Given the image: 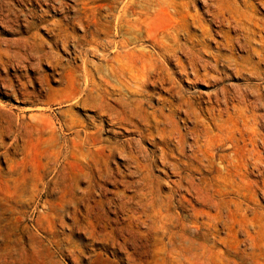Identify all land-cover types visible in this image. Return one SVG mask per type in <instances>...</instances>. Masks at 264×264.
<instances>
[{
	"label": "rangeland",
	"instance_id": "rangeland-1",
	"mask_svg": "<svg viewBox=\"0 0 264 264\" xmlns=\"http://www.w3.org/2000/svg\"><path fill=\"white\" fill-rule=\"evenodd\" d=\"M103 1L92 0L84 4L82 0H0V264H204L208 257V253L198 247L190 250L176 248L170 238L166 237L172 236L179 241L183 239L179 227L172 224L171 214L185 211L175 207L168 209L152 199L151 190L161 194L169 192L168 178L165 176L167 172L161 160H156L157 164L150 175L154 186L144 189L148 192V207L141 208L137 199L133 198L142 186L139 182L143 175L135 171V165L125 153L130 150L138 152L140 148L149 152L155 150V134L140 141V129L133 124L117 122L112 119L109 111L101 113L99 108L93 109L77 102V98V101L72 98L79 87L83 86L82 60L87 59L88 63H99L101 60L100 52H91L86 58V55L78 51L76 38L83 36L84 31L72 16L76 14V8L85 11L84 5L88 10L80 13L83 20L92 14L106 15L105 9L96 8ZM249 2L252 4L249 5V8L252 6L250 9L236 0L231 16L227 14L229 21L227 19L220 23L205 14L201 22L197 21L190 27L191 30L189 28L194 35L200 36L204 30L207 35L204 36L206 43L201 49V45L195 43L196 49L199 48L203 54L197 61L200 66L197 65L199 67L195 71L188 66V57L183 51H179L176 59H171V62L166 64L165 61L166 67L170 66L168 68L175 71L173 77L182 88L199 96L202 94L198 100L203 101L201 105L204 107L208 104V96L224 88L227 89L231 106L236 105V102L241 105L247 103L255 106L258 113H264V106L261 105L264 102V27L259 25L258 28L254 21L245 23L248 20L242 15L245 10H250V16L254 13L252 18L262 24L264 0ZM203 5V1L195 0L192 12L197 9L202 13ZM240 9L242 13L238 11ZM240 14L244 22L236 17ZM234 17L240 18L239 27ZM201 23L205 26L204 30L200 29ZM224 29H227L226 33L221 32ZM212 31L214 33L207 34ZM239 32L241 38L237 39ZM180 36L183 39L181 42L190 43V40ZM245 39L246 42L243 41ZM219 51L227 55L223 56L224 60ZM179 57L182 60H178ZM207 59L212 61L206 64ZM177 60L180 63L184 61V65ZM229 61L231 64L233 62L232 66ZM239 65H246L256 73ZM212 70L214 72L209 73ZM194 74L196 77L199 75V78L193 79ZM187 75L190 76L189 82ZM209 78L212 84H209ZM166 84H160L164 86H158L157 89L154 85L144 87L149 93L155 92L151 93L152 99L146 104V109L149 106L151 111L152 107L159 106L164 107L168 113L171 105L164 101L168 97L172 104L177 105V100L167 92L171 83ZM240 93L241 96L244 94V99L237 97ZM185 108H175L181 126L190 124L189 121L186 124L182 121ZM154 153L158 155V151ZM151 158L149 155L142 163L150 162ZM172 177L175 176L169 179ZM263 177L256 179L260 181ZM160 179L162 181H158ZM260 192H256L254 205L259 209L256 225L263 227L257 226L260 236L257 235V238L263 242L264 195L262 192L259 195ZM195 207L201 206L195 203ZM205 211L208 217H214L213 209L206 208ZM220 237L226 242L235 239L228 231H221ZM237 237L242 238L241 235ZM217 258L227 262L233 256L221 255Z\"/></svg>",
	"mask_w": 264,
	"mask_h": 264
},
{
	"label": "bare ground",
	"instance_id": "bare-ground-1",
	"mask_svg": "<svg viewBox=\"0 0 264 264\" xmlns=\"http://www.w3.org/2000/svg\"><path fill=\"white\" fill-rule=\"evenodd\" d=\"M82 1L86 4L92 0ZM104 1L103 4H99L96 8L97 10L105 9L107 11L106 15H102L103 13L92 14V16L89 15L86 20H83L80 13H86L88 10L84 5L83 9L85 11L76 8V14L72 16L74 20L80 23L78 24L83 27L84 31L83 36H78L76 38L75 45L78 47V51L86 55V58L87 54L91 52H100L101 55V57H99L101 58L99 63H88L87 59L82 60L84 62L83 66H81V68L83 67L82 72H84L83 86L81 87L79 85L80 89H78V92L75 93L72 98H77L79 100L77 101L75 99L77 102L89 105V107H97L100 112L109 111L112 119L117 122H125L128 125L133 124L140 129V134L137 131L140 136V141L147 136L155 134V138H153L156 139L155 145L157 147L155 150L158 151L157 156L154 153L155 150L149 152L145 148H140L141 150L138 152L133 150L126 151L125 155L129 158L128 160L135 165V171L143 175L139 182L142 186L137 189L135 196H133L143 209L147 208L149 205L146 201L148 192H145L144 189L154 186L153 179L150 175L152 169L156 166L155 164H157L156 160H161L162 166L167 172L165 176L166 179L168 178L169 192L161 194L156 190H151L150 193L152 194V199H156L168 209L175 207L185 211V213L177 212L176 214H171L172 224L179 227L181 232L180 236L183 239L180 241L174 240L172 236L165 235L170 238L171 243L175 245L176 248L181 247L183 250H190L193 247H198L203 249L204 253H208V257L204 264H264V241L261 242V240L257 238V226H261L260 224L256 225L259 209L254 205V200H256L255 197H257V190H260L264 195V177L260 179V181L256 179V177L260 178L264 175V113H258L255 106L247 103L241 105V103L237 104L236 102V105L231 106L226 91L227 89L225 90L224 88L208 96L206 100H208L209 105L206 103L207 106L204 107L201 105L203 101L200 100L201 102H199L198 100L201 99L200 97L202 94L199 96L193 91L190 92L182 88L180 82L178 84L177 81H175L176 78L173 77L175 71H171V69L168 68L170 66L166 67L165 65V61L166 64L169 61L171 62V59L178 56L177 53H179V51H183L188 57V66L195 71V69L200 66L197 61H199L198 59H201L203 55L200 53V49L204 46V43H206L204 42L206 40L204 36L206 37L207 35H205L206 32L203 29L205 26L202 24L206 21L201 23L202 28L200 29L204 31L200 33V36L194 35L195 33L193 31L194 34H192L189 28L195 25L197 21L201 22L200 19L203 17L202 15L205 14L211 15L213 19L220 21V23L227 20V14L231 16V12L236 6V0H201L204 2L202 13H199L197 9L194 11L195 13L192 12V6L195 0ZM240 1L246 8H249L251 4L249 0ZM260 2L262 3V1ZM59 6H61V4ZM250 8H252V6H250ZM238 11L242 13L243 10L241 11L240 9ZM250 12V10H245L242 14L245 16V19L247 18L248 20L245 21V23L254 21L256 23H254V25H257V27L259 25L264 27V25H262L264 20L263 17H260L263 19L261 20L262 24H260V21L256 22V20H254L255 18H252L254 13L250 16ZM236 17H240L241 20L242 18L244 19V17H241V14ZM236 17H234V20L239 27L240 18ZM256 19L258 20V18ZM229 20L230 19H228V21ZM56 24L58 25V23ZM223 24H225V22ZM228 24L232 23L229 22ZM247 24L245 25L247 26ZM231 26L232 25H230V29H232ZM263 27L261 29H263ZM224 30L221 32L226 33L227 29ZM211 33L214 32L212 31L207 34ZM239 33L240 35H237V39L241 38V32ZM215 34L214 36L216 37ZM180 35L184 36L185 40H190L192 45L185 41L181 42L183 39ZM232 35L234 36V34ZM248 35L249 34H247V36ZM228 36H230V34ZM262 36L264 37V35ZM225 37L228 38L227 36H224V38ZM64 40L66 42V38ZM64 40L62 42H64ZM243 41L246 42V39ZM196 42L201 45L200 49H196ZM208 42L209 41H207V43ZM226 42H228V40ZM248 42H250V40ZM222 44L225 45V43ZM236 44H238V42ZM229 45L227 46L229 47ZM210 47L211 44H209V48ZM32 50L34 49L32 48ZM231 52L232 50L229 53ZM258 52L259 51H257V53ZM218 55L219 53L217 56ZM95 56L97 55L95 54ZM223 56L224 54L222 55V59L227 55ZM179 59L182 60L180 57L178 60ZM209 60H206V64ZM217 61H219V59H217ZM246 61L247 59L245 62ZM215 62L213 66H215ZM236 63L239 62L236 61ZM246 63L248 64L247 66H249V62ZM242 64H244V62H242ZM181 65H184V63ZM239 66L242 67L246 65ZM224 69L226 68L224 67ZM183 70L185 69L183 68ZM188 71L190 70L188 69ZM182 72H180V74ZM205 72L203 73L207 74ZM212 72L214 71L212 70L209 73ZM221 72H223V70H221ZM240 72L241 71H239V73ZM252 73H256V71ZM218 75H220V73ZM249 75L251 76V73ZM198 76L199 75H197V77L195 76L196 78L193 77V79L199 78ZM181 77L179 78L181 79ZM189 77L190 76L187 77L188 82ZM220 77H222V73ZM211 78H209V81H211ZM196 81L194 80V82ZM166 82L171 83V85L169 84V90H167L168 84H166ZM191 82H193V80ZM163 83L166 84V90L167 92L169 91V96L177 100V105L172 104L168 97L164 99L166 103L171 105L168 113L164 107L159 106H155V108L152 107L153 109L151 111L149 110V106H147V110L146 104L150 102L155 92H151L153 93L151 94L147 92V90H144V87L146 85H154L156 88ZM257 83L259 85V82ZM209 84H212V81L209 82ZM258 85L257 88L259 87ZM229 88L230 87H228V90L231 89ZM239 90H242L241 87ZM235 93L236 92H234V94ZM243 95L242 93L241 96L240 93L237 97L244 99ZM248 96H250V94H248ZM231 97L230 99H232ZM104 102L106 104H104ZM232 102L234 101L232 100ZM159 105L161 106V104ZM261 105L264 106L263 101ZM172 106H174V109ZM193 106H195V108ZM183 107L186 108L184 110L185 118H182V121L185 122V124L188 121L190 122V124L188 123L189 125L186 126L184 123H182L184 126L179 124L176 118L177 113H175V108ZM142 126H144V128H142ZM117 148H119V146L116 147V149ZM122 150H124V147ZM149 155L152 156L150 162L142 163V160L146 159ZM171 176L175 177L169 179ZM158 181H162V179ZM261 192L259 195L262 194ZM188 195L191 196V198H189ZM195 203L199 204L201 207H195ZM206 208L215 211L214 217H208V212L205 211ZM261 224L263 225V223ZM221 231H228L231 233V236L235 238L233 239L234 241H224V239L220 237ZM240 235L242 238L239 239L237 236ZM242 246L246 247L242 248ZM221 255H232L233 258L225 262L217 258V256ZM215 256L216 258L213 260Z\"/></svg>",
	"mask_w": 264,
	"mask_h": 264
}]
</instances>
